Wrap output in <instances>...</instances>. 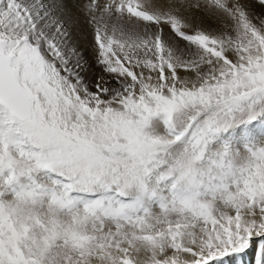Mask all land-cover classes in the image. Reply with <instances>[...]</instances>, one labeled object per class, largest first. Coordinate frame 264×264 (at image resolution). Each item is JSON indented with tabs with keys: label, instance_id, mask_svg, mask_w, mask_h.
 <instances>
[{
	"label": "snow or ice",
	"instance_id": "snow-or-ice-1",
	"mask_svg": "<svg viewBox=\"0 0 264 264\" xmlns=\"http://www.w3.org/2000/svg\"><path fill=\"white\" fill-rule=\"evenodd\" d=\"M250 251L264 264V0H0V264Z\"/></svg>",
	"mask_w": 264,
	"mask_h": 264
},
{
	"label": "bare ground",
	"instance_id": "bare-ground-1",
	"mask_svg": "<svg viewBox=\"0 0 264 264\" xmlns=\"http://www.w3.org/2000/svg\"><path fill=\"white\" fill-rule=\"evenodd\" d=\"M93 33L91 31V29L87 26V25H83L82 26V29H81V32L79 34V43H80V46L83 50L91 47L89 46L90 44V41H91V37H92ZM92 43V42H91ZM87 51V50H86ZM85 51V52H86ZM249 254V253H248ZM247 254V255H248ZM250 257L246 256L245 260H244V264H251V261L249 259ZM248 260V261H247ZM234 264V262H233Z\"/></svg>",
	"mask_w": 264,
	"mask_h": 264
},
{
	"label": "rangeland",
	"instance_id": "rangeland-1",
	"mask_svg": "<svg viewBox=\"0 0 264 264\" xmlns=\"http://www.w3.org/2000/svg\"><path fill=\"white\" fill-rule=\"evenodd\" d=\"M93 41H94V35H92V37H91V41H90L89 46H92ZM85 51L87 53V58H88L89 62L92 63V65H93L92 73H90V76H91V79L94 81L95 80V74L96 73H99L100 72V69L95 67V63H94V53L92 52V48L89 47V48L85 49ZM247 256L250 257L249 259H250L251 264H252V262H253V253L250 251Z\"/></svg>",
	"mask_w": 264,
	"mask_h": 264
}]
</instances>
